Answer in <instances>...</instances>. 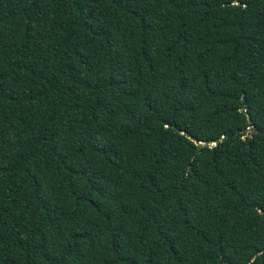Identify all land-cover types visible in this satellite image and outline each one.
<instances>
[{
    "label": "trees",
    "instance_id": "16d2710c",
    "mask_svg": "<svg viewBox=\"0 0 264 264\" xmlns=\"http://www.w3.org/2000/svg\"><path fill=\"white\" fill-rule=\"evenodd\" d=\"M0 264H264V0H0Z\"/></svg>",
    "mask_w": 264,
    "mask_h": 264
},
{
    "label": "water",
    "instance_id": "95a60500",
    "mask_svg": "<svg viewBox=\"0 0 264 264\" xmlns=\"http://www.w3.org/2000/svg\"><path fill=\"white\" fill-rule=\"evenodd\" d=\"M197 145H201V143H197Z\"/></svg>",
    "mask_w": 264,
    "mask_h": 264
}]
</instances>
